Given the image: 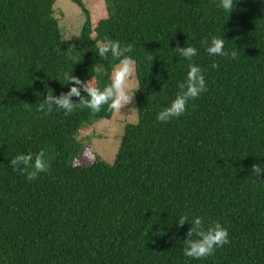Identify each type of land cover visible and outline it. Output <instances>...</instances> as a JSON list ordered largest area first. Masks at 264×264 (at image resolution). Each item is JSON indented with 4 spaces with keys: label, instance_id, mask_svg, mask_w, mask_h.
Returning a JSON list of instances; mask_svg holds the SVG:
<instances>
[{
    "label": "trees",
    "instance_id": "1",
    "mask_svg": "<svg viewBox=\"0 0 264 264\" xmlns=\"http://www.w3.org/2000/svg\"><path fill=\"white\" fill-rule=\"evenodd\" d=\"M56 1L0 0V264H264V171L251 170H264V0H236L231 14L220 0H105L95 26L72 0L84 14L79 40L63 35ZM214 36L237 57L208 55ZM105 38L133 45L136 61L138 120L112 164L79 140L113 117L107 105L37 110L74 86L65 73L110 83L117 61L96 48ZM178 46L197 49L208 90L162 123L189 70ZM42 149L50 170L37 179L10 166ZM185 215L219 221L230 243L185 257Z\"/></svg>",
    "mask_w": 264,
    "mask_h": 264
},
{
    "label": "clouds",
    "instance_id": "2",
    "mask_svg": "<svg viewBox=\"0 0 264 264\" xmlns=\"http://www.w3.org/2000/svg\"><path fill=\"white\" fill-rule=\"evenodd\" d=\"M236 0H220L219 7L231 14L235 8ZM205 44L208 41H204ZM98 55L101 58L117 61L114 64L110 76V83L103 89L96 85L95 79L82 81L71 73H65L64 79L68 84H72L70 90L62 92L59 96L48 93L46 98L39 103L38 111L44 115L50 114L54 108L57 111L63 110L65 115L72 114L77 108L90 109L93 114L99 113L105 105L113 113H120L123 108L133 102L134 96L131 94V88L135 82L136 61L128 55L133 51V45H122L118 40L105 38L96 42ZM180 56L188 60V72L184 82H180L178 92L170 106L163 108L157 115V120L162 123L171 122L178 119L187 112L190 101L198 99L207 89V83L204 75V69L198 64L192 62L197 56V49L192 46L177 47L174 49ZM208 55L216 57L236 58L237 51H226L225 41L219 37H212L210 45L206 48ZM218 68V64L211 65ZM166 86V85H165ZM82 91L87 93L85 97ZM73 97L78 98L79 102H74ZM10 166L14 171L26 175L28 181L37 179L41 173H47L50 170V163L46 159V150H40L35 154H20L10 160ZM255 177H259L262 170L258 164L251 167ZM264 182V181H258ZM178 225L183 227L186 223H191L190 230L186 233L187 239L184 240L183 254L185 257L200 260L215 255L217 248H223L230 243L229 231L221 225L219 221L205 225L203 217H195L189 222L188 216H181Z\"/></svg>",
    "mask_w": 264,
    "mask_h": 264
},
{
    "label": "rangeland",
    "instance_id": "3",
    "mask_svg": "<svg viewBox=\"0 0 264 264\" xmlns=\"http://www.w3.org/2000/svg\"><path fill=\"white\" fill-rule=\"evenodd\" d=\"M83 1L91 13L94 26L100 19L107 16L105 0ZM55 11L65 38L67 40H79L81 26L84 22L82 9L72 0H57ZM136 87L135 79L131 88V94L134 96L131 104L123 108L120 113H114L110 120L95 121L93 125L82 130L79 135V140L85 148H88L109 164H112L115 160L126 126L134 124L138 120L134 94Z\"/></svg>",
    "mask_w": 264,
    "mask_h": 264
}]
</instances>
